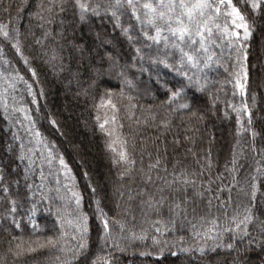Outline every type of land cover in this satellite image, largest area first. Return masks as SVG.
I'll return each instance as SVG.
<instances>
[{"label": "trees", "instance_id": "trees-1", "mask_svg": "<svg viewBox=\"0 0 264 264\" xmlns=\"http://www.w3.org/2000/svg\"><path fill=\"white\" fill-rule=\"evenodd\" d=\"M179 3L0 0V264H264V0Z\"/></svg>", "mask_w": 264, "mask_h": 264}, {"label": "snow or ice", "instance_id": "snow-or-ice-1", "mask_svg": "<svg viewBox=\"0 0 264 264\" xmlns=\"http://www.w3.org/2000/svg\"><path fill=\"white\" fill-rule=\"evenodd\" d=\"M129 4H131L132 0H128ZM227 4V7L231 8V12L229 13V15L232 16V23L235 25L236 28H243L244 30V37L247 38L250 35L249 32V28L248 25L244 22V17L240 14L239 10L237 8H235L232 5V0H219V4ZM219 4H213L211 2H209V0H196L195 3L191 4V6L187 5L184 3V0H180L179 3V7L181 9H183L184 11L181 13V16L186 15L189 22H191L193 20L194 17V13H198L200 16H204L206 14V12H211L214 10L215 13H219L220 12V7ZM80 8L82 10L85 9V5L80 4L79 5ZM253 8L258 7V5L254 2L252 4ZM144 8L149 9V11L151 13H153L154 15H157L156 9L150 4V3H146L144 4ZM175 8V5H170L169 6V10H173ZM165 13L163 12H159L158 16L162 19L164 17ZM171 19V18H169ZM212 17L209 16V20H211ZM237 20H239L240 22L237 23ZM3 26L0 25V28H2ZM168 31L174 36L176 37V39L180 42H184L185 40L190 42V46H194L197 41L195 39L196 36H199L200 39L198 41V43L201 45V47H204L205 45V37H204V32L208 31L209 34L211 33V29L207 28V21L204 24L198 25L197 29L195 31H193L189 25H185L183 23V21L180 19V17H176V27H168ZM161 33V29L160 28H156V35L149 37L150 39L154 40V41H159L161 39L160 36ZM5 36L8 35L7 32L3 33ZM225 34L226 35H231V33L227 32V29H225ZM165 41H167V38H164ZM167 46V44H166ZM174 47L179 48V51L181 52V60L183 61L184 59H186L188 62H192L195 63V57L190 54L189 52H185L183 48L179 47V44H174ZM17 51H19V48H17ZM35 74V73H33ZM178 95V93H174L173 94ZM103 127V126H101ZM121 159L125 158V154L123 152H121ZM61 164H63V160L61 159ZM253 196H255V184H253ZM252 217L251 215H247L245 217V220H250ZM245 221H241V223H244ZM104 226L105 228H107V221L104 222ZM237 228L240 227L239 224H237L236 226ZM82 231H87L86 228H83ZM245 235L247 234L246 228H245ZM49 243H52V240L49 239L48 241ZM85 245L82 243L81 247L83 248ZM227 247L232 248L233 246L231 244H229ZM261 250L264 251V244L260 245ZM33 249L29 248V251H32Z\"/></svg>", "mask_w": 264, "mask_h": 264}, {"label": "rangeland", "instance_id": "rangeland-1", "mask_svg": "<svg viewBox=\"0 0 264 264\" xmlns=\"http://www.w3.org/2000/svg\"><path fill=\"white\" fill-rule=\"evenodd\" d=\"M263 25H264V24L261 23V26H263ZM241 29L243 30V28H241ZM243 33H244V31H243ZM108 47H109L110 49H113V48H114V45L111 44V45H108ZM136 59H137V55H136ZM64 113H65V115H66L67 117L70 116V114L67 112V107H65ZM71 147L74 149V151H77V146H75L74 144H71ZM78 155H80V153H78Z\"/></svg>", "mask_w": 264, "mask_h": 264}]
</instances>
